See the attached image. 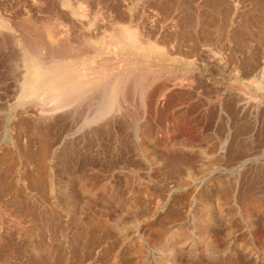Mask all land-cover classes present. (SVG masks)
Here are the masks:
<instances>
[{
  "label": "rangeland",
  "instance_id": "1",
  "mask_svg": "<svg viewBox=\"0 0 264 264\" xmlns=\"http://www.w3.org/2000/svg\"><path fill=\"white\" fill-rule=\"evenodd\" d=\"M0 186V264H264V0H0Z\"/></svg>",
  "mask_w": 264,
  "mask_h": 264
},
{
  "label": "bare ground",
  "instance_id": "2",
  "mask_svg": "<svg viewBox=\"0 0 264 264\" xmlns=\"http://www.w3.org/2000/svg\"><path fill=\"white\" fill-rule=\"evenodd\" d=\"M47 29H48V28H47ZM50 29H51V28H50ZM48 30H49V29H48ZM49 31H50V30H49ZM51 31H52V30H51ZM51 31H50V32H51ZM122 31H123V30H122ZM47 32H48V31H47ZM135 32H136V31H134V29H133V30H132V29L129 30V28L125 27V34H126L127 37H124V38H125L126 41L130 42V44H132V43H134V42H135L134 44H136V43H137L136 41H138V38H139V37L136 35V33L138 34V31H137L136 33H135ZM48 34H49V32H48ZM123 34H124V33H123ZM52 35H54V34H52ZM49 36H50V35H49ZM53 37L55 38V36H53ZM137 37H138V38H137ZM127 38H128L129 40H128ZM104 40H105V39H104ZM112 40H113V39H112ZM108 41H109V40H108ZM113 41H114V40H113ZM120 42H121V41H120ZM128 42H127V43H128ZM140 42H141V39L139 40V43H140ZM38 43H39V42H38ZM103 43H104V42H103ZM110 43H111V42H110ZM127 43H126V45H127ZM139 43H138V44H139ZM115 44H116V42H115ZM115 44H114V42H113L114 48H115V46H116L117 49H118V46H119V47H122V49L125 48V47L123 48V46H126V45H123V44L121 45V43H119L118 45H115ZM138 44H137V45H138ZM142 44H143V43H142ZM36 45H37V44H36ZM40 45H42V43H41ZM49 45H50V44H49ZM56 45H57V44H56ZM108 45H110V44H108ZM111 45H112V43H111ZM111 45H110V46H111ZM144 45H145V44H144ZM144 45H143V46H144ZM44 46H45V44H44ZM52 46H53V45H52ZM128 46H130L129 43H128ZM33 47H34V46H33ZM40 47H41V46H40ZM42 47H43V46H42ZM47 47H48V45H47ZM133 47H136V45H133V44H132V49H133ZM138 47L142 49L141 52H145V50L143 51V48H144V47H143V48H142V46H138ZM138 47H137V48H138ZM56 48H57V47H56ZM127 48H128V47H127ZM137 48H135V49H137ZM147 48H148V50H149V48H151V47H146V52H148ZM43 49H44V48H43ZM50 49H52V47H51ZM59 49H60V48H59ZM67 49H68V48H67ZM71 49H72V48H71ZM115 49H116V48H115ZM117 49H116V50H117ZM122 49L120 48L121 51H124V53H126L127 50H122ZM125 49H126V48H125ZM128 49H129V48H128ZM132 49H131V51H128V54H129V52H130V53L132 52ZM144 49H145V48H144ZM57 50H58V49H57ZM60 50L62 51V48H61ZM60 50H59V51H60ZM129 50H130V49H129ZM137 50L139 51V49H137ZM137 50H134V52H135V51L137 52ZM34 51H35V50H34ZM63 51H64V50H63ZM108 51H109V49H108ZM117 51H119V50H117ZM56 52L58 53V51H56ZM136 52H135V53H136ZM139 52H140V51H139ZM31 53H32V52H31ZM53 53H54V52H53ZM62 53H63V52H62ZM83 53H84V52H83ZM83 53H82V54H83ZM97 53H98V52H97ZM103 53H104V52H103ZM107 53H108V52H107ZM107 53L105 54L106 57H107V58H104L105 61H106V59H109L108 56H110V58L113 59V60H112V59H111V60L114 61L113 55L111 56V54H107ZM109 53H110V52H109ZM137 53H138V52H137ZM70 54H71V53H70ZM84 54H85V53H84ZM142 54H143V53H142ZM144 54H145V53H144ZM164 54H165V53H164ZM54 55H55V54H54ZM56 55H57V54H56ZM101 55H102V54H101ZM124 55H127V53L122 55L123 58H122L121 56H120V57L123 59V62H126V61H127V57L124 58V57H125ZM35 56H36V55H35ZM58 56H60V53L58 54ZM71 56H72V55H71ZM73 56H77V57H78V55H73ZM73 56H72L71 58H72L73 60L76 59V58H74ZM87 56H88V55H87ZM87 56H86V57H87ZM116 56H117V58L119 57L118 54H115V57H116ZM127 56H128V55H127ZM81 57H82V56H81ZM84 57H85V56H83L82 58H84ZM88 57H90V56H88ZM97 57H98V58H102V56L99 57V56L94 55V58H97ZM120 57H119L118 59H116V60L119 61V62H122V61H120V60H122V59H120ZM128 57H129V56H128ZM59 58H60V57H59ZM59 58H58V59H59ZM63 58H64V57H63ZM71 58H70V60H71ZM82 58H80V59H82ZM98 58H97V59H98ZM78 59H79V58H78ZM78 59H77L76 61H79ZM145 59H146V57H145ZM145 59H144V60H145ZM94 60H96V59H94ZM111 60H109L110 63H111V64H110L111 67H110V66H107V65L109 64V63H108L109 61L107 62L106 65H105V63H106V62H105L104 65L107 66V67H110V68L112 69V64H113L114 62H115V63H114V64H115V67H117L116 65H119V64H120V63H119V64H118V63L116 64V60L112 63ZM125 60H126V61H125ZM147 60H148V59H147ZM150 60H151V59H150ZM60 61H62V60L59 59L58 61H56L57 64H58V62H60ZM66 61H67V60H66ZM66 61H64V62H66ZM81 61H82V60H81ZM83 61H85V60L83 59ZM83 61H82V62H83ZM89 61H91L90 58H89ZM89 61H88V62H89ZM101 61H102V59H101ZM101 61L99 60L98 62L101 63ZM131 61H134V60H130V62H131ZM137 61H138V60H137ZM137 61H135V62H137ZM64 62H61V63H64ZM69 62H70V61H69ZM74 62H75V61H74ZM82 62H81V64H82ZM91 62H92V61H91ZM96 62H97V61H96ZM98 62H97V63H98ZM102 62H103V61H102ZM123 62H122V63H123ZM127 62H128V61H127ZM127 62H126V63H127ZM130 62H128L127 64H131ZM147 62H149V61H146V62H145V65H146ZM38 63H39V62H38ZM67 63H68V61L66 62V64H67ZM70 63H71V62H70ZM75 63H76V62H75ZM141 63H142V62H140V64H141ZM57 64H56V65H57ZM66 64L64 63V65H63V66L61 65L60 67H59V65H57L59 68L55 65L56 68H53V69H56V71H54V72L51 73V74H50V73L47 74V73H48V72H47L48 70L45 69L46 71H43V70H44V69H42L43 67H42V68H38V67L34 64V61H33V64L31 63L30 65H32V72H34L33 70L35 69V73H32V74H34L36 77H32V74L29 73V76L32 77V84H34V85H32L31 87L36 86L35 88H37V87L43 85V87H44V89H45V86H44V85H46V84L48 85V81H50V79L53 78V79H51V81H52V80L54 81V79H55V80L57 79V80L60 81V84H64L63 86H66V85L69 86V84H73V85H74V86H73V85H70L68 89L72 88V86H73V88H74L75 85L79 84V85H82V86H83V88H82L83 91H84V90H87L86 88H84V86H85V87H88V86H86V85H88V83H89L90 81H88V83H86V81L83 82V81L79 80L78 77H80V75H79V73L77 74V72H78L79 70H77V69L75 70V69H74L75 66L78 65V64H75V65H73V64H70V65H69V64H68V66H66ZM83 64H87L86 61H85V63H83ZM83 64H82V65H83ZM92 64H93V63H90V65H89V64H88V65L90 66V68H92V69H93V68H96V70H97V67H95L94 65H93V66H94V67H93ZM101 64H102V63H101ZM114 64H113V67H114ZM124 64H125V63H124ZM127 64H126V65H127ZM33 65L36 66V67L33 68ZM71 65H73L74 68H72ZM82 65H81V66H82ZM97 65H98V67H100L99 69H101V68L103 69V67H101L103 64H102L101 66H100L99 64H97ZM97 65H96V66H97ZM104 65H103V66H104ZM120 65H122V66H118V67H121V68H122V67H123V64H120ZM143 65H144V64H143ZM143 65H142V66H143ZM147 65H150V64H147ZM40 66H41V64H40ZM40 66H39V67H40ZM81 66H80V67H81ZM84 66H85V69H87L88 66H87V65H84ZM127 66H128V65H127ZM129 66L132 67L131 65H129ZM150 66H151V65H150ZM30 67H31V66H30ZM77 67H79V66H77ZM107 67H104V68H106L107 70L109 69V71H110L111 69H110V68H107ZM133 67H134V66H133ZM137 67H138V66H137ZM137 67H136V68H137ZM44 68H45V67H44ZM46 68H47V67H46ZM90 68H89V69H90ZM125 68H126V67H125ZM125 68H124V69H125ZM141 68H142V67H141ZM144 68H145V67H144ZM154 68H155V67H154ZM29 69H30V68H29ZM29 69H28V70H29ZM40 69H42V70H40ZM49 69H50V68H49ZM53 69L51 68V70H53ZM79 69H80V68H79ZM82 69H84V68H82ZM85 69H84V70H85ZM89 69H88V70H89ZM92 69H90V71H91ZM106 69H104V70H105L106 73L108 74V72H107ZM150 69H151V68H150ZM96 70H94V71H96ZM104 70H101V71H104ZM132 70H133V69H132ZM135 70H137V69H135ZM135 70H133V71H135ZM26 71H27V70H26ZM29 71H30V70H29ZM82 71H83V70H82ZM92 71H93V70H92ZM92 71H91V73H92V75H93V72H94V71H93V72H92ZM97 71H98V73H99L100 76H101V73H102V72H101L100 70H97ZM130 71H131V70H130ZM133 71H131V72H133ZM80 72H81V71H80ZM86 72L89 73V71L81 72V74H82V73L84 74V75H82V77H84V80H85L86 77H87V73H86ZM112 72H115L114 68H113V71L111 70V73H112ZM116 72H117V68H116ZM131 72H129V73H131ZM135 72H136V71H135ZM137 72H138V71H137ZM140 72H142V71H140ZM143 72H144V71H143ZM57 73H59V74L57 75ZM94 73H97V72H94ZM98 73H97V74H98ZM97 74H95V75H97ZM99 74H98V75H99ZM121 74H122V73H121ZM139 74H140V73H139ZM139 74H138V75H139ZM142 74H143V73H142ZM26 75H28V74H26ZM26 75H24V76H25L26 78H28ZM48 75H49V76L51 75V77H48ZM56 75H57V76H56ZM85 75H86V77H85ZM89 75H90V73H89ZM105 75H106V74H105ZM114 75H115V73H114ZM122 75H125V74H122ZM126 75H127V74H126ZM129 75H133V73H132V74H129ZM53 76H54V77H53ZM93 76H94V75H93ZM110 76H111V77H110ZM110 76H109V78L113 79V78H112V75H110ZM119 76L121 77V75H119ZM120 77H119V79H122V78H123V77H122V78H120ZM127 77H129V76H127ZM134 77H135V76L133 75V76H132V79H131L132 81H133V78H134ZM136 77H137V76H136ZM139 77H141V76L139 75ZM88 78H89V80H91L90 77H88ZM88 78H87V80H88ZM91 78L94 79V77H91ZM106 78H107V76H106ZM115 78H116V76H115ZM82 79H83V78H82ZM95 79H96V78H95ZM107 79H108V78H107ZM137 79H138V78H137ZM139 79H140V78H139ZM126 80H127V78H126ZM126 80L124 79V81H126ZM131 80H130L129 82H128V81H126V82H127V83H130ZM59 81H58V82H54V83H58V84H59ZM98 81H99L98 83H100V81H101V78H100V77H98ZM103 81H104V80H103ZM105 81H107V80H105ZM111 81H112V80H110V82H111ZM135 81H137V80L134 79L133 83H134ZM143 81H144V80H143ZM91 82H92V81H91ZM126 82H124V83L126 84ZM140 82L142 83V80H140ZM22 83H23V82H22ZM93 83H94V82H92L91 84H93ZM101 83H102V82H101ZM121 83H122V85H124L122 81H121ZM131 83H132V82H131ZM133 83H132V84H133ZM49 84H51V83H49ZM52 84H53V82H52ZM60 84H59V85H60ZM95 84H97V83H94V85H95ZM113 84H115V83H113ZM116 84H117V83H116ZM142 84H143V83H142ZM118 85H119V84H118ZM128 85H129V84H128ZM133 85H136V84L134 83ZM140 85H141V84H140ZM140 85H138V86H140ZM143 85H144V84H143ZM51 86H52V85H51ZM51 86L48 85V86H46V87L48 88V87H51ZM60 86H62V85H60ZM125 86H126V85H125ZM138 86L136 85V87H138ZM52 87H53V86H52ZM56 87H57V86H56ZM56 87H55V88H56ZM58 87H59V86H58ZM118 87H119V86H118ZM127 87H128V86H127ZM127 87H126V88H127ZM134 87H135V86H134ZM140 87H142V86H140ZM39 88H41V87H39ZM73 88H72V92H73ZM75 88H76V87H75ZM77 88L79 89V87H77ZM89 88H90V87H89ZM89 88H88V89H89ZM115 88H116V87H115ZM115 88H112V87H111V89H114V90H115ZM120 88H122V87H120ZM123 88L125 89V87H123ZM31 89H33V88H31ZM48 89H49V88H48ZM48 89H47V91H49ZM59 89L62 90L61 87H60ZM64 89H67V88H64ZM80 89H81V88H80ZM128 89H129V88H128ZM38 90H39V89H38ZM51 90H52V89H51ZM51 90H50V91H51ZM56 90H57V89H56ZM56 90H53V91H55L54 93H56V94L53 93V95H57ZM70 90H71V89H70ZM76 90H77V89H76ZM82 90H81V91H82ZM114 90H112L111 93L115 92ZM116 90L118 91L119 88L116 89ZM120 90H121V89H120ZM136 90H137V89H136ZM141 90H142V89H141ZM31 91L34 92L35 89H34V91H33V90H31ZM31 91H29V92H31ZM43 91H44V90H43ZM57 91H59V90H57ZM74 91H75V89H74ZM131 91H135V90H131ZM137 91H138V90H137ZM121 92H122V90H121ZM50 93H51V92H50ZM69 93H70V91H69ZM118 93H119V92H118ZM118 93H117V94H118ZM117 94H115V96H117ZM69 95H70V94H69ZM119 95H120V94H118V97H119ZM63 96H65V95H63ZM112 97H113V96H111V98H112ZM66 98H67V96H66ZM63 100H65V99H63ZM63 100L61 99L60 101H62V103L65 104V106L68 105V104L64 103L66 100H65L64 102H63ZM114 101H115V100H114ZM68 102H69V101H68ZM68 102H67V103H68ZM112 102H113V100H112L110 103H112ZM62 103H61V104H62ZM58 104H59V103H58ZM61 104H59V105H61ZM56 105H57V104H56ZM59 105H58V106H59ZM61 106H62V105H61ZM54 107H55V105H54ZM56 108H58V107H56ZM5 183H6V181H5ZM5 183H4V184H5ZM2 186H3V185H2ZM0 187H1V186H0ZM4 188H5V187H4Z\"/></svg>",
  "mask_w": 264,
  "mask_h": 264
}]
</instances>
